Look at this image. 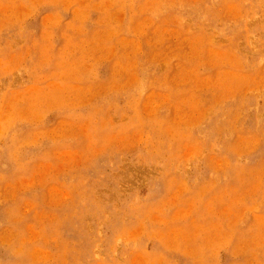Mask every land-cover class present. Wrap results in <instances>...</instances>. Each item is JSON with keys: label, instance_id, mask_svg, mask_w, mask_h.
I'll list each match as a JSON object with an SVG mask.
<instances>
[{"label": "rangeland", "instance_id": "1", "mask_svg": "<svg viewBox=\"0 0 264 264\" xmlns=\"http://www.w3.org/2000/svg\"><path fill=\"white\" fill-rule=\"evenodd\" d=\"M0 264H264V0H0Z\"/></svg>", "mask_w": 264, "mask_h": 264}]
</instances>
